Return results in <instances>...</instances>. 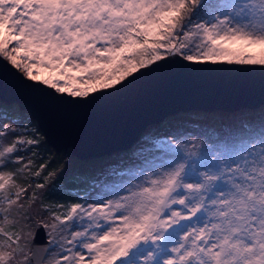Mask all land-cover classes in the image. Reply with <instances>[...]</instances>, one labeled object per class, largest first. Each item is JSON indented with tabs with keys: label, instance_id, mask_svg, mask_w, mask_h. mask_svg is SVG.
I'll return each instance as SVG.
<instances>
[{
	"label": "snow or ice",
	"instance_id": "obj_1",
	"mask_svg": "<svg viewBox=\"0 0 264 264\" xmlns=\"http://www.w3.org/2000/svg\"><path fill=\"white\" fill-rule=\"evenodd\" d=\"M202 7L203 0H0V59L72 98L114 89L169 57L264 67V0H236L210 16L199 15ZM38 144L0 124V264H264V142L215 171L189 170L181 158L112 199L56 206L64 211L41 206L49 218L39 227L58 249L48 258L29 247L37 194L25 202L33 185L17 179L47 167L33 171L21 154Z\"/></svg>",
	"mask_w": 264,
	"mask_h": 264
},
{
	"label": "water",
	"instance_id": "obj_2",
	"mask_svg": "<svg viewBox=\"0 0 264 264\" xmlns=\"http://www.w3.org/2000/svg\"><path fill=\"white\" fill-rule=\"evenodd\" d=\"M0 101L26 111L55 151L69 149L76 158L98 159L128 149L149 125L178 112L259 107L264 104V67L169 57L114 89L72 98L28 81L0 59ZM34 237L32 251L45 257L48 242L39 225Z\"/></svg>",
	"mask_w": 264,
	"mask_h": 264
},
{
	"label": "rangeland",
	"instance_id": "obj_3",
	"mask_svg": "<svg viewBox=\"0 0 264 264\" xmlns=\"http://www.w3.org/2000/svg\"><path fill=\"white\" fill-rule=\"evenodd\" d=\"M234 2L236 0H203V7L198 12L200 16L215 15L226 10L225 6ZM0 104L5 105L1 101ZM1 105L0 108H4ZM247 110L241 109L233 113L221 111L200 113L197 116L204 120L198 118L195 121L191 120L186 112L166 117L160 125L151 124L149 128L147 127L144 130L147 132L144 135L146 137L131 150L126 153H123V150L116 151L105 157L92 159L85 169L81 168V174L74 176L72 170L76 168L75 165H61L63 162L60 153L47 144L36 122L28 113L20 109L9 111L0 109V124H8L18 132L26 134L28 138L39 141V144L32 146L30 151L21 152L25 161L34 162L33 171L41 163L47 165L39 177L25 172L23 176L17 178L18 183L25 186L38 182L44 184L47 189L42 194L43 189H36L33 185L28 195L23 198L27 202L33 191L37 194L36 203L28 210L34 234L40 221L49 218V213L43 211L41 206H51L56 211H64L56 206L63 205L66 208L77 203L78 192L81 194L78 185L92 188L95 180L86 206L89 203L112 199L115 193L125 194L129 185L139 183L143 176L178 159H186L189 170L195 168L199 172L215 171L221 161L230 162L243 154L253 143L259 147L264 142V104ZM62 159L67 161L64 155ZM74 161L76 163L78 160ZM85 170H90L92 175L84 174ZM21 226L17 225V228ZM71 230L76 228H70L69 231ZM27 231L28 227H25V232ZM48 231L44 229L48 242L45 258L58 251L57 246L49 242ZM32 240L30 237L31 250Z\"/></svg>",
	"mask_w": 264,
	"mask_h": 264
},
{
	"label": "trees",
	"instance_id": "obj_4",
	"mask_svg": "<svg viewBox=\"0 0 264 264\" xmlns=\"http://www.w3.org/2000/svg\"><path fill=\"white\" fill-rule=\"evenodd\" d=\"M4 104V103H3ZM1 105V104H0ZM10 105H12V106H10ZM10 105H7V104H5V105H1V107H4V108H0V109H4V110H7V111H9V110H11V109H15V110H18L19 108H18V106L16 105V104H10ZM11 107V108H10ZM246 111H248L247 109H245ZM22 112H25V113H27L26 111H22ZM191 112H194V111H186V113H188L187 115H189L190 117H191V120H193V121H195V120H197L199 117L197 116V114H200V113H203V112H199L198 113V111H196L197 113H191ZM183 113V112H182ZM181 112H178V113H176V114H174V115H178V114H182ZM193 114H195V115H193ZM205 114V113H204ZM174 115H171V116H169V117H172V116H174ZM183 115H185V114H183ZM186 116V115H185ZM168 118V117H167ZM199 119H201V120H204V119H202V118H199ZM162 123V122H161ZM161 123H159V124H156V126H158V125H160ZM150 126V125H149ZM149 126H148V128H149ZM145 132V133H144ZM145 134H147V132L146 131H143V138H142V136L139 138V140L138 141H136L135 143H133V145H131L128 149H125V150H123L122 152L123 153H126L127 151H129V150H131V148H133L138 142H140V141H142L143 139H144V137H146V136H144ZM162 136H164V135H162ZM51 147V146H50ZM58 153H60V157H61V160H62V166L63 165H75V167L76 168H74L73 170H72V175L74 176V174H81V170L82 169H85L86 167H87V164H88V162L90 163V161H92V159H79V158H76V157H74L73 155H72V153L70 152V150L68 149V150H61V151H59ZM66 156V159H67V161H63V159H62V156ZM68 155V156H67ZM105 157V156H104ZM74 159L75 160H78L76 163H75V161H74ZM82 168V169H81ZM86 171V170H85ZM84 173V172H83ZM84 174H90V175H92V173H91V171L90 170H88V171H86ZM63 175H65V174H63ZM83 175V174H82ZM32 180V179H31ZM35 182V181H34ZM95 180L93 181V186H92V188L91 187H84L83 185L81 186V185H78L79 187H80V191H81V194H79V192H78V196L76 197L77 198V203H82V204H85L86 202H87V200H88V198H89V195H90V193L92 192V189H93V187L95 186ZM38 183V182H37ZM36 183V184H37ZM34 185V184H33ZM41 189H43V191H42V194L45 192V190H47L45 187L44 188H41ZM83 190V191H82ZM77 195V194H76Z\"/></svg>",
	"mask_w": 264,
	"mask_h": 264
},
{
	"label": "built area",
	"instance_id": "obj_5",
	"mask_svg": "<svg viewBox=\"0 0 264 264\" xmlns=\"http://www.w3.org/2000/svg\"><path fill=\"white\" fill-rule=\"evenodd\" d=\"M68 156V155H67Z\"/></svg>",
	"mask_w": 264,
	"mask_h": 264
}]
</instances>
